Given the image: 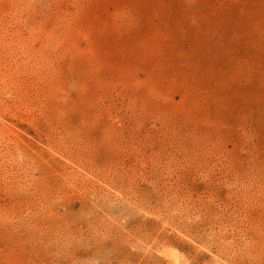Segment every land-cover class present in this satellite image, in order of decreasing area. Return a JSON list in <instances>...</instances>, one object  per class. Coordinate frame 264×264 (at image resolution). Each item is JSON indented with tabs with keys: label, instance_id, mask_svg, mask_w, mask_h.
<instances>
[{
	"label": "rangeland",
	"instance_id": "rangeland-1",
	"mask_svg": "<svg viewBox=\"0 0 264 264\" xmlns=\"http://www.w3.org/2000/svg\"><path fill=\"white\" fill-rule=\"evenodd\" d=\"M0 264H264V0H0Z\"/></svg>",
	"mask_w": 264,
	"mask_h": 264
}]
</instances>
